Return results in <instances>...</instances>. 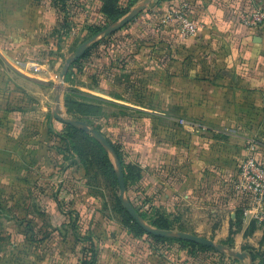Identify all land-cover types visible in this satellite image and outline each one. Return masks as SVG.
<instances>
[{"label": "rangeland", "instance_id": "rangeland-1", "mask_svg": "<svg viewBox=\"0 0 264 264\" xmlns=\"http://www.w3.org/2000/svg\"><path fill=\"white\" fill-rule=\"evenodd\" d=\"M48 1L57 10L56 18L60 16L63 19L61 22L58 19L57 27L59 23L65 28L66 12L63 13L62 6L66 7L68 1ZM124 1L127 0H120V3ZM90 12L86 14L88 20H83V12L67 14L68 18L73 17L68 23V28L73 26L74 29L70 42L58 41L56 48L48 51V55L39 54L37 60L43 68L37 72H42L43 76L52 71L53 81L50 82L53 86L28 83L18 91L13 88L1 96L0 264H69L71 262L58 260V257L72 256L74 243L84 238H93L98 243V249L107 248L110 242L109 246H113L114 252L117 248L114 254L131 256V246L126 241L129 238L116 224L123 223L126 218L124 212L117 210L114 204L116 196H119V187L111 186L96 166L87 172L91 174L84 175L83 168L80 170L74 165L76 152L66 151L59 139L57 133L62 125L54 119V110L63 117L85 122L91 128L100 130L105 138L121 145L127 162L141 166L139 185L130 188L128 193L125 191V198L130 199L145 215L147 219H141L148 225V220L154 217V210L159 206L176 211L174 201L165 204V192L161 188L165 175L174 170L176 163L179 167L172 174L186 172L189 183L195 178V191L205 197L209 195L216 200L211 204L219 206L224 200L240 197L236 177L249 153L255 154L258 159L264 157V102L258 103L257 112L248 105L252 115H247L245 110L241 112L243 106L240 102H223V86L209 88L221 99L215 97L213 101H206L204 94L208 93V89L200 86L184 87L182 99L176 97L178 100L174 101L175 97H169L171 101L166 102L162 100L165 93L158 86L147 85L144 67L148 56L144 53L139 56V67L131 72L126 71L121 77L119 92L133 107H114L101 102V94L96 93L94 87L99 90L105 88L103 80L114 77L113 65L107 64L115 58L114 53L126 44L114 43L117 48L113 45L101 47L97 63L92 60L81 65L73 63L60 79L65 60L72 57L75 49L89 36L82 32L83 28L89 24L101 26V22L96 23L94 13L91 15ZM193 17L201 25L195 36L181 39L176 28V35L173 33L172 39L183 48L182 63L186 66L188 63L216 62L217 66L223 68L228 63V56L222 45L213 46L211 35L208 36L209 41L205 37L203 45L197 47L196 43L205 36L204 24L196 16ZM143 43L141 47L145 45ZM187 43L193 44L188 46L194 48L192 54L186 51ZM120 59H124V56L117 58L116 62L121 64ZM28 60L29 56L24 62ZM152 61L158 62V59ZM3 68L10 71L9 67ZM23 73L28 75L26 70ZM226 73L222 69L217 72V77H225ZM99 74H104V77L98 82ZM198 74L197 77L204 76L202 72ZM28 76L31 77L30 74ZM0 78V81L4 78L1 73ZM193 96L201 97L202 101L194 102ZM6 99H12L8 106L12 117L16 115L15 107L22 110L17 113L18 117L9 119V114L1 112ZM118 112L126 114L125 119H109ZM226 113L228 116H225ZM211 129L219 133L213 136ZM212 137L216 143L210 141ZM81 138V135H74L67 140L72 145L87 144ZM199 155L205 160L203 163L202 159L196 160ZM110 160L114 168L111 157ZM262 162L264 164L263 159ZM229 173H232L231 176ZM150 178L155 182L151 183ZM243 206L244 202L239 204L241 210ZM61 210L75 212L63 215ZM226 249L240 253L239 246ZM222 254V257L198 255L197 260L199 263L208 260L212 264H243L226 252Z\"/></svg>", "mask_w": 264, "mask_h": 264}, {"label": "crops", "instance_id": "crops-1", "mask_svg": "<svg viewBox=\"0 0 264 264\" xmlns=\"http://www.w3.org/2000/svg\"><path fill=\"white\" fill-rule=\"evenodd\" d=\"M182 2L187 3L191 14L204 24L205 36L196 43L197 47L203 45L205 37L209 41L208 36L210 35L214 47L222 45L224 53L228 56V63L223 68L221 65L217 66L216 62L188 63L186 66L182 63L183 48L179 47L178 41L172 39L176 24L175 22L170 23L167 19L168 12ZM89 3L82 13L83 20H88L86 14L91 11V15H93L92 12L94 13L96 23L101 22L102 24L103 18L99 12L100 3L95 4L90 0ZM261 5H264V0H149L147 3L146 0H136L122 18L135 9H141L126 24L127 26L124 25L119 29L124 34L123 44L126 46L116 51L115 58L107 64L113 65L114 77L106 78L108 80L106 81L103 80L104 74L98 75L100 79L97 81L103 80L106 84L105 88L100 90L94 87L96 93L101 94V102L114 107H119V105L133 107L128 105L129 103L122 98L119 92L120 85H122L121 77L126 71L131 72L132 69L139 67V56L144 53L149 58L144 67L147 85L149 87L158 86L160 91L165 93V95L161 94L165 97L162 100L168 102L171 101L169 97H175L174 101H177L176 97L182 99L184 87L201 86L208 89V93L204 95H206V101L210 102L215 97L221 98L209 88L223 86L225 90L222 94L225 104L240 102L243 106L241 112L245 110L247 115H252L248 105L253 106L254 111L257 112L258 103L264 102V23L257 30H248L240 22L239 14L250 13ZM56 11L53 3L50 4L48 0H0V73L4 75L0 81V99L2 94L8 93L13 88L18 91V88H23L28 83L35 84V86H53L50 82L53 81L52 71L42 76V72L33 73L30 65L38 67L40 71L43 67L37 60L39 54L48 55V51L56 48L58 41L70 42L74 36L73 26L68 28V23L73 17H64L65 28L59 23L57 27L58 19L59 22L63 19L60 16L56 18ZM93 25H86L82 32L89 35L88 27ZM91 37H86L84 41ZM141 42L145 44L143 47H141ZM189 45L193 44L187 43L186 51L192 54L195 50L188 48ZM27 56L30 60L24 62ZM121 56H124V59H120V64L116 61ZM155 58L158 62L152 61ZM24 64H27L29 69L24 67ZM4 66L9 67L10 71L5 70ZM222 69L229 74L226 73L225 77H217V72ZM23 70H26L31 77L24 74ZM198 72H202L204 76L197 77ZM149 95L152 96V94ZM10 100L6 99L2 103L4 108L1 110L4 114H9L7 116L9 119L18 117L17 113L22 112L15 107L14 114L16 115L12 117V111L8 108ZM193 101H202V98L194 97ZM225 116H228V113ZM210 133L213 135L219 132L211 129ZM210 141L216 143L214 137ZM231 148L236 149V147ZM262 159L264 160V157L261 156L259 160L262 161ZM196 160H201L202 163L205 161L201 155L197 156ZM76 167L82 170L79 165ZM178 167L176 163L173 171ZM172 172L165 175L161 188L165 192L163 199L165 204L168 205L174 201L176 211L171 212L169 208L160 206L158 210H154V214L162 215L172 223L173 230L171 231L203 237L225 248L233 249L239 246L240 253L247 255L246 259L239 260L243 264H259L261 260H264V226L242 219L239 204L242 205L243 201L239 196L224 200L223 204L216 206L211 204L216 202L212 197L209 195L205 197L199 191H195L197 183L195 178H192L189 183L186 172L179 171L173 174ZM231 174L229 173L230 176ZM150 182L155 181L150 178ZM127 236L129 238L126 240L127 244L131 246V256L114 254L117 248L114 252L113 246H109L110 242L107 243V248L99 247L98 249V243L96 244L94 240L97 250L94 264L213 263L208 260L199 263L197 257L200 254L192 255L183 243L174 241L176 239L160 243L146 237L137 239ZM74 244L73 255L58 257V260L71 262L69 264H82L83 244L80 241ZM252 254L255 256L254 260Z\"/></svg>", "mask_w": 264, "mask_h": 264}, {"label": "trees", "instance_id": "trees-1", "mask_svg": "<svg viewBox=\"0 0 264 264\" xmlns=\"http://www.w3.org/2000/svg\"><path fill=\"white\" fill-rule=\"evenodd\" d=\"M68 4L65 6H62V11L66 15L73 12L79 13L83 12L86 6H89V0H67ZM100 3L99 12L102 15V24L101 26H90L88 27L89 30V36L91 37L107 26H109L112 23L117 22L119 19H121L131 8V6L134 4L136 0H127L120 3V0H97ZM64 3V2H63ZM127 26V25H126ZM125 26V28H126ZM124 34L121 30H117L116 32L108 35L106 38L102 39L101 41L93 44L85 53L84 55L77 60L73 65H81L85 62H96V60L99 57V50L101 47L109 48L111 45L115 43H123L124 42ZM115 45H113L115 48H117ZM94 59V61H93ZM73 91H70V93ZM127 115L123 114L122 112H118L113 114V116H110L109 119H113L114 121H119L125 119ZM62 128L57 133L59 139L64 143V147L66 151H75L76 152V159L74 160V164L79 165L83 170L85 171V175L91 174L87 173L91 167L96 166V169L104 176L107 180H109V183L111 186H118L115 172L113 165L111 163L109 155L105 152V150L102 148V146L89 134L85 133L84 131L72 127L69 125L61 124ZM100 131V130H99ZM74 135H81L84 141H87V144L84 145H72V142L67 140L70 136ZM106 139L111 144L113 150L118 156V159L121 163L123 174H124V181H125V188L126 192L130 190V188L134 187L135 185L139 184L141 178H142V168L139 164L130 163L127 162L124 158L123 150L120 144H115L114 141L106 137ZM83 141V142H84ZM72 145V146H71ZM88 177V176H87ZM130 203L134 207L135 211L140 215L141 218L146 220L144 214L139 212L138 207L129 199ZM117 210H122L125 214V220L123 223H119L118 225L126 232L127 235L131 238H143L146 237L148 239H151L154 242H160V243H166L169 241H173L170 238H164V237H158L153 236L145 232L142 228H140L128 215V213L125 211L122 204L120 203L119 199L115 198L114 202ZM57 205L60 209L59 202H57ZM75 211H64L61 210V213L65 215V213L71 214ZM154 217L151 220H148V223L157 229L160 230H173L172 223L164 216L159 214H154ZM242 217V216H241ZM83 244L82 248V255L83 260L82 264H94L95 258H96V245L93 238H84L82 240H79ZM179 243H183L188 249L189 252L192 255H198L206 257L208 254H212L214 256L222 257L223 254L221 252H218L217 250H214L210 247H205L199 244H195L192 242H186L181 240H174ZM253 260L255 259V256L252 254ZM259 264H264V260H261Z\"/></svg>", "mask_w": 264, "mask_h": 264}, {"label": "built area", "instance_id": "built-area-1", "mask_svg": "<svg viewBox=\"0 0 264 264\" xmlns=\"http://www.w3.org/2000/svg\"><path fill=\"white\" fill-rule=\"evenodd\" d=\"M168 21L175 22L176 32L181 39L195 36L201 29L199 21L194 19L187 3L182 2L168 12ZM242 25L248 30H257L264 23V5L252 12L239 14ZM29 69L27 64L23 65ZM37 72L38 67L30 65ZM252 151V147L250 148ZM236 188L244 202L242 219L264 226V164L253 153H249L240 165L236 177Z\"/></svg>", "mask_w": 264, "mask_h": 264}, {"label": "water", "instance_id": "water-1", "mask_svg": "<svg viewBox=\"0 0 264 264\" xmlns=\"http://www.w3.org/2000/svg\"><path fill=\"white\" fill-rule=\"evenodd\" d=\"M149 0H146V3ZM141 8L135 9L131 11L128 15H126L124 18L118 20L115 23L110 24L105 29L97 33L95 36L87 39L86 41L82 42L74 51L72 57L65 60L61 74L60 79H63L65 76L68 68L70 65L75 63L77 60H79L84 53L88 50V48L96 43L98 40H100L103 37H106L117 30L121 29L124 25H126L131 19L138 13V11ZM52 115L55 120H57L60 124L69 125L72 127H76L85 133H89L101 146L102 148L107 152V154L112 158L114 169H115V176L119 187V196L118 199L121 202L123 208L128 213V215L132 218V220L145 232H147L150 235L158 236V237H164V238H171L186 242H192L195 244H199L205 247L213 248L214 250H217L218 252H226L229 256L238 259V260H244L247 258L246 254L239 253V252H233L231 250L226 249L224 246L220 244H215L209 239L199 237L193 234H187L183 232H174L171 230H160L157 228H154L148 224H146L140 217V215L135 211L134 207L130 203L129 200L125 198V181H124V174L122 170L121 163L118 159L117 154L113 150L111 144L109 141L97 130L91 128L87 123L79 121V120H72L68 119L66 117H63L59 111L54 110L52 112Z\"/></svg>", "mask_w": 264, "mask_h": 264}]
</instances>
